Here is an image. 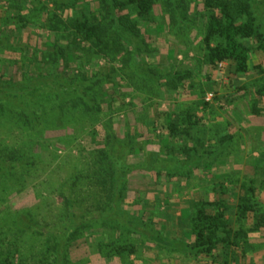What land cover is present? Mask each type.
<instances>
[{
  "label": "trees",
  "instance_id": "trees-1",
  "mask_svg": "<svg viewBox=\"0 0 264 264\" xmlns=\"http://www.w3.org/2000/svg\"><path fill=\"white\" fill-rule=\"evenodd\" d=\"M203 6L206 64L216 68L227 63L233 77L248 75L254 48L264 58L263 5L258 0H203ZM189 12L186 0H166L163 5L158 0H0V131H22L32 142L42 140L52 129L72 133L87 130L91 137L90 145L82 149L87 168L73 171L75 175L70 172L58 189L62 202L57 208L62 209L60 228L43 224L30 210L16 211L10 221L0 225V264H72L71 246L94 231L96 222L162 250L201 254L218 264H243L249 251L257 249L256 242L263 243L264 205L253 181L238 186L232 179L227 184L230 191L238 193L236 200L232 198L233 205L225 195L228 187L222 183L208 196L200 195L188 202L183 217L189 227L185 241L167 237L156 222L126 206L131 175L151 176L158 184L167 177L187 179L196 169H211L212 156L198 155L197 147L187 143L178 146L175 158L149 151L145 157L130 162L132 156L140 155L139 141L144 133L138 124L128 125L122 137L111 129L114 115L126 107L135 110L134 100L140 98L134 96L135 89H148L157 95L164 89H176L189 78L180 73L163 76L138 60L140 55L152 52L142 33V21L169 14V28L175 27L177 31L172 32L178 35L189 26ZM166 22L157 29H166ZM30 30L32 34L27 33ZM24 34H29L27 40ZM99 61L109 66L106 73L100 70ZM129 67L133 69L132 76L139 79H124ZM263 72L262 65L255 66L257 75ZM129 87L133 95L123 91ZM241 90L245 93L247 87ZM256 92L264 98V85ZM126 96L131 98L128 104ZM207 107L199 102L196 109L203 111ZM149 108L142 107L147 114L143 117L146 124ZM182 108L186 113L181 117L189 127L180 131L172 122L164 127L168 155L175 152L171 139L179 134L188 137L191 126L200 120L196 119V111L190 113L188 107ZM252 112L260 115L257 106ZM154 126L151 125L153 129ZM230 139L225 141L227 145ZM24 150L18 144L5 147L0 143V205L5 199L1 197V186L26 190L29 179L42 167ZM83 181L90 191L82 202L76 189ZM84 187L82 191L87 188ZM85 203L88 205L81 207ZM232 211L237 221L235 228L229 219ZM249 218L253 222L247 224ZM41 237L53 241L46 248L41 245L29 257H22L20 249L29 250ZM119 244L100 242L97 251L110 258L131 256L136 251V245L127 240Z\"/></svg>",
  "mask_w": 264,
  "mask_h": 264
},
{
  "label": "rangeland",
  "instance_id": "rangeland-1",
  "mask_svg": "<svg viewBox=\"0 0 264 264\" xmlns=\"http://www.w3.org/2000/svg\"><path fill=\"white\" fill-rule=\"evenodd\" d=\"M165 1L158 0V3L163 5ZM186 1L190 8L187 13L189 26L178 35L173 34L177 31L175 27L171 25L169 28V14L153 15L142 21V33L146 35L145 40L148 41L152 52L140 55L138 60L150 64L163 76L180 73L188 74L189 78L181 81L176 89H164L157 95H152L148 89H135L134 96L141 98L134 100L135 110L132 107L124 108V111L112 117L114 121L111 124L112 132L120 137L126 134L130 124H138V129L144 133L145 136L139 141L140 155L132 156L130 162L132 159L145 157L149 151L161 153L167 159L175 158L179 154L176 149L184 143L196 146L198 155L212 156L210 170L196 169L187 179L183 176H171L161 179L158 184L147 175L134 174L128 179V209L153 220L164 235L178 241H185L189 232L188 223L183 219L187 213V203L200 195L208 196L221 183L228 187L227 184L233 179L238 186H246L249 181H253L259 201L264 205V98L256 92L264 85V72L259 75L255 73V66L262 65L264 68V58L254 48L250 61L251 72L243 77H233L231 67L227 63L216 68L209 67L206 64V49L202 39L206 25L203 0ZM262 1L258 0L264 7ZM164 20L167 22L163 26L168 25L167 28L157 29ZM31 31L27 33L32 34ZM28 36L29 34H24V40H27ZM99 66L103 73L109 70L106 61H99ZM132 70L131 67L125 70L128 75H125L124 79L128 82L139 79L135 74L132 76ZM243 87H247L245 93L241 90ZM123 91L133 95L130 87ZM208 95H212L209 102L206 100ZM130 100L131 98L126 96V104ZM199 102L207 104L206 110L197 111ZM143 106H150L149 124L143 119L147 115L142 111ZM183 106L188 107L190 113L196 111V119L200 120L195 121L191 130H188V137L179 134L175 140L171 139L175 152L168 155L165 152L167 132L164 127L171 122L176 124L180 131L189 127L185 124V118L181 117L186 113ZM255 106L260 109V115L252 112ZM154 124L155 129L151 127ZM99 129L103 134V128L99 126ZM12 131L8 133L3 128L0 131V143L5 147L17 144L25 147L26 154L33 156L42 167L29 179V188L26 190L20 191L16 186H1V197L5 199L0 205V225L10 221L16 211L30 210L43 224L58 229L62 224V209H57L62 205L58 189L70 172L75 175L77 170L87 168L83 158L86 154L82 149L90 145V132L86 130L72 133L67 129H52L44 134L42 140L32 142V138L22 131L14 134ZM228 137L231 139L227 145L225 141ZM85 185L88 186L83 181L76 189L82 202L90 191L88 187L82 191ZM230 190L228 187L225 195L230 197L232 204V198L236 200L237 191ZM239 191L241 196L243 190ZM87 205L81 204V207L85 208ZM229 219L235 228L237 221L235 223L234 211L230 213ZM252 222V218L247 220V224ZM92 228L94 231L87 233L71 246L72 264H218L201 254L162 250L137 237L112 230L109 225L104 226L101 222L94 223ZM126 240L136 245V251L131 256L124 254L122 257L110 258L97 251V244L100 242L104 245L110 242L122 245ZM52 241L38 238L29 250L25 247L20 249L21 256L29 257L30 253L39 251L41 245L46 248ZM256 243L257 249L249 251L248 257L242 260L243 264H264V239L263 243Z\"/></svg>",
  "mask_w": 264,
  "mask_h": 264
},
{
  "label": "built area",
  "instance_id": "built-area-1",
  "mask_svg": "<svg viewBox=\"0 0 264 264\" xmlns=\"http://www.w3.org/2000/svg\"><path fill=\"white\" fill-rule=\"evenodd\" d=\"M211 98H212V95H208L207 98H206V100L209 102V101H211Z\"/></svg>",
  "mask_w": 264,
  "mask_h": 264
}]
</instances>
